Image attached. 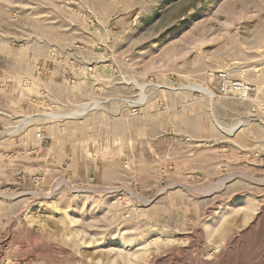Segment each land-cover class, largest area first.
I'll return each instance as SVG.
<instances>
[{
	"label": "rangeland",
	"instance_id": "obj_1",
	"mask_svg": "<svg viewBox=\"0 0 264 264\" xmlns=\"http://www.w3.org/2000/svg\"><path fill=\"white\" fill-rule=\"evenodd\" d=\"M0 264H264V0H0Z\"/></svg>",
	"mask_w": 264,
	"mask_h": 264
},
{
	"label": "bare ground",
	"instance_id": "obj_2",
	"mask_svg": "<svg viewBox=\"0 0 264 264\" xmlns=\"http://www.w3.org/2000/svg\"><path fill=\"white\" fill-rule=\"evenodd\" d=\"M245 88V87H244ZM143 99H144V97H143ZM85 111L83 110V111H79V112H76V113H73V114H71V116L73 117V115L76 117V116H81V115H83V113H84Z\"/></svg>",
	"mask_w": 264,
	"mask_h": 264
}]
</instances>
